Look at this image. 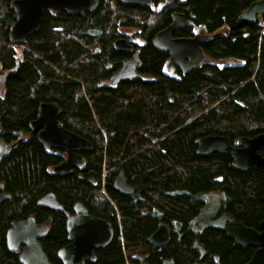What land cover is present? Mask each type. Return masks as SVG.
Listing matches in <instances>:
<instances>
[{
  "label": "trees",
  "instance_id": "trees-1",
  "mask_svg": "<svg viewBox=\"0 0 264 264\" xmlns=\"http://www.w3.org/2000/svg\"><path fill=\"white\" fill-rule=\"evenodd\" d=\"M13 1L0 0V81L6 74L0 141L13 144L0 161L5 194L0 264H22L20 249L7 247L6 234L28 218L49 227L40 243L51 264H62L58 252L69 243L66 223L77 203L114 228L111 244L97 248V262L87 264H247L254 248L217 229L199 232L195 220L209 195L217 193L236 222L260 231L264 167L243 172L229 156H199L197 140L264 132L263 28L237 23L258 0H176L161 11L101 0L87 16L54 18L45 11L42 28L24 43L10 39ZM175 12L189 20L175 36L189 38L199 31L212 37L202 44L209 60L189 74L177 69L171 76L169 54L155 50L152 42ZM120 22V29L137 30L141 37L143 67L137 78L110 86L130 58L113 45ZM59 25L63 31L55 29ZM43 103L59 105V124L93 146L83 153V167L69 175L54 173L66 153L51 154L31 136ZM105 169L111 170L106 178L111 201L101 189ZM120 172L133 194L113 187ZM51 193L64 212L38 205ZM162 225L170 238L157 246L151 237Z\"/></svg>",
  "mask_w": 264,
  "mask_h": 264
},
{
  "label": "water",
  "instance_id": "water-1",
  "mask_svg": "<svg viewBox=\"0 0 264 264\" xmlns=\"http://www.w3.org/2000/svg\"><path fill=\"white\" fill-rule=\"evenodd\" d=\"M100 2L101 0H14L11 9L14 12L15 23L11 29L10 39L13 42L24 43L39 32L43 26L45 11L65 10L70 15L78 16L86 12L97 11ZM122 2L125 5L145 6L151 4L152 0H122ZM263 15L264 0H258L243 12L238 23L240 26L257 25ZM188 23L184 13H175L172 23L153 38L152 43L155 50L170 54V75H174L175 66L180 68L184 74H189L198 69L206 60L201 46L211 39L210 35L198 34L189 38H173V34L188 27ZM116 47L121 52L131 51V46H128L125 41H118ZM142 66L141 57L138 53L134 54L113 75L111 85L115 86L122 81L137 78ZM4 80L5 76L2 77L1 82L3 83ZM60 111L56 103H43L37 119L32 124L31 136L38 134V142L46 150L61 149L67 153L66 159L54 168V173L64 176L83 167L84 156L82 154L91 152L93 146L87 139L68 131L59 124ZM157 143V139L151 140L152 145ZM239 146V149H235L231 144V138L227 136H208L197 140V154L199 156L213 154L229 156L233 160L234 167L243 172L247 171L249 166L264 167V157L256 154L259 148H264V135L250 140L242 139ZM0 147H2L1 160L8 147L2 141H0ZM114 188L126 195L134 193V188L127 183L124 172H121L115 180ZM3 198L4 191L0 188V202ZM38 204L41 207L64 212L53 193L46 195ZM195 227L199 232L206 229L223 231L238 244L255 249L253 257L247 264H264V221L260 225V231L236 222L234 217L228 213L221 195L217 193L209 195L203 211L195 220ZM48 230L47 225L38 224L34 218L18 222L6 234L7 247L11 251L22 249L20 252L22 264H51L39 240L46 236ZM66 232L69 244L58 252V259L62 264L96 263L95 250L109 246L114 236L113 225L109 221L92 215L82 203H77L74 207V215L68 216ZM169 238L168 227L162 225L152 235L151 241L157 246H163L168 243Z\"/></svg>",
  "mask_w": 264,
  "mask_h": 264
},
{
  "label": "flooded vegetation",
  "instance_id": "flooded-vegetation-1",
  "mask_svg": "<svg viewBox=\"0 0 264 264\" xmlns=\"http://www.w3.org/2000/svg\"><path fill=\"white\" fill-rule=\"evenodd\" d=\"M122 1V0H121ZM155 1H158V3H156ZM174 1H176V0H172V1H167V0H152V4L149 6V7H151V8H153L154 10H158V11H161V10H163L164 8H165V6L166 5H168L169 3H171V2H174ZM125 5V4H124ZM129 6H131V5H129ZM146 7H148V5H145ZM141 7H143V6H141ZM51 12H53V17L55 18V17H57L58 15H61V14H66V15H70L67 11H65V10H61V11H56V10H53V11H51ZM45 13V12H44ZM90 12H86V13H84V14H82V15H78V16H87L88 14H89ZM93 13V12H92ZM175 13H179V12H175ZM174 13V14H175ZM173 14V15H174ZM44 16V15H43ZM70 16H73V15H70ZM240 17V16H239ZM172 18H173V16H172ZM239 19V18H238ZM237 23H238V21H237ZM121 22L119 23V28H118V31H117V33H116V36H115V39H114V48L117 50V47H116V42L117 41H119V40H124L129 46H131V51L130 52H121V51H119V52H121V53H124L125 55H129L130 54V58L135 54V53H139V50H140V41L138 42L137 41V39L138 38H141V37H137L136 36V34H137V31L136 30H133V29H130V28H127L126 26H124L122 29H120L121 28ZM238 25H239V23H238ZM58 27H61V28H55V29H61V31H63V26H58ZM262 28H263V30H262V34H261V38H263L264 37V23H262ZM177 32H175L174 34H173V38H183V37H178V36H175V34H176ZM157 34V33H156ZM155 34V35H156ZM233 42H235V39L233 40ZM258 51H260V47H259V49H258ZM231 60H234V59H231ZM3 76H5V80H6V74L5 73H3V75H2V77ZM5 80H4V82L3 83H1L0 82V91H2V89H3V84L5 83ZM111 81V80H110ZM0 132H1V130H0ZM260 135H264V132H256V133H253V134H250L249 136H240V137H237V138H231V144H232V146L235 148V149H239L240 148V146H239V142H240V140H242V139H254V138H256V137H258V136H260ZM36 136V138H37V136H38V134H36V135H34L33 137H35ZM37 140H38V138H37ZM40 144V143H39ZM7 145V147H8V150L6 151V154L8 153V151L11 149V147H12V145L11 144H6ZM45 149V148H44ZM1 150H2V147H0V153H1ZM56 150H59V149H51V150H47L48 152H50L51 154H53V151H56ZM45 151H46V149H45ZM65 152V151H64ZM66 153V152H65ZM5 154V155H6ZM256 154H260L262 157H264V148H259L257 151H256ZM5 155L3 156V157H5ZM83 155V154H82ZM3 157L1 158V160L3 159ZM66 157H67V153H66ZM66 159V158H65ZM0 160V161H1ZM250 167V166H249ZM249 169V168H248ZM111 170H108V169H105L104 171H103V175H102V183L101 184H103L104 185V187H105V190H106V178H107V176H108V174H109V172H110ZM105 172V173H104ZM121 173V172H120ZM120 173L118 174V176L120 175ZM118 176L114 179V181H113V187H114V182H115V180L118 178ZM1 188V187H0ZM4 191V190H3ZM106 192H107V190H106ZM108 194V193H107ZM109 196V195H108ZM4 198H5V194H4ZM4 198H3V200L0 202V205H1V203L4 201ZM39 205V204H38ZM40 206V205H39ZM19 222H21V221H19ZM18 223V222H17ZM15 225V224H14ZM13 225V226H14ZM42 225H45V224H42ZM12 226V227H13ZM11 227V228H12ZM10 228V229H11ZM9 229V230H10ZM49 231V230H48ZM48 233V232H47ZM114 237V236H113ZM40 240V239H39ZM69 244V243H68ZM22 249L20 248V251H21Z\"/></svg>",
  "mask_w": 264,
  "mask_h": 264
},
{
  "label": "rangeland",
  "instance_id": "rangeland-1",
  "mask_svg": "<svg viewBox=\"0 0 264 264\" xmlns=\"http://www.w3.org/2000/svg\"><path fill=\"white\" fill-rule=\"evenodd\" d=\"M123 15V13L122 14H120V16H122ZM126 23H127V21H126ZM137 31V30H136ZM199 32V31H198ZM15 48H16V50L18 51V52H22V47H20V46H15ZM207 60H209L208 58H207ZM225 64H228V65H236V62H234V61H226L225 62ZM3 93V91H0V95ZM101 189H102V193H103V195L107 198V199H109V196H107L108 194H107V192H106V190H105V187H104V185L103 184H101ZM66 225H67V223H66ZM69 242V241H68Z\"/></svg>",
  "mask_w": 264,
  "mask_h": 264
},
{
  "label": "bare ground",
  "instance_id": "bare-ground-1",
  "mask_svg": "<svg viewBox=\"0 0 264 264\" xmlns=\"http://www.w3.org/2000/svg\"><path fill=\"white\" fill-rule=\"evenodd\" d=\"M100 4H101V2H100ZM99 7H100V6H99ZM98 9H99V8H98ZM245 11H246V10H245ZM245 11H244V12H245ZM95 12H96V11H95ZM242 14H243V13H242ZM242 14H241V15H242ZM241 15H240V16H241ZM239 18H240V17H239ZM238 20H239V19H238ZM68 23H69V22H68ZM119 41H124V40H119ZM117 42H118V41H117ZM117 42H116V43H117ZM126 44H127V43H126ZM127 45H128V44H127ZM128 46H129V45H128ZM99 48H100V46H99ZM115 62H116V61H115ZM117 62H119V61H117ZM142 67H143V66H142ZM104 173H105V172H104Z\"/></svg>",
  "mask_w": 264,
  "mask_h": 264
},
{
  "label": "built area",
  "instance_id": "built-area-1",
  "mask_svg": "<svg viewBox=\"0 0 264 264\" xmlns=\"http://www.w3.org/2000/svg\"><path fill=\"white\" fill-rule=\"evenodd\" d=\"M108 196V195H107Z\"/></svg>",
  "mask_w": 264,
  "mask_h": 264
}]
</instances>
